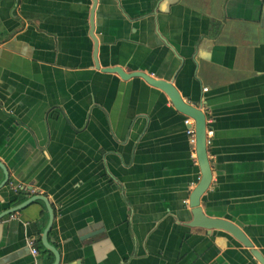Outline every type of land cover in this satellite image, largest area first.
<instances>
[{"label":"crops","instance_id":"0c3cea01","mask_svg":"<svg viewBox=\"0 0 264 264\" xmlns=\"http://www.w3.org/2000/svg\"><path fill=\"white\" fill-rule=\"evenodd\" d=\"M113 66L170 81L210 119L199 205L264 257V0H0V211L44 195L58 264H261L189 225L187 115ZM47 220L42 200L2 217L0 264H51Z\"/></svg>","mask_w":264,"mask_h":264},{"label":"water","instance_id":"95a60500","mask_svg":"<svg viewBox=\"0 0 264 264\" xmlns=\"http://www.w3.org/2000/svg\"><path fill=\"white\" fill-rule=\"evenodd\" d=\"M93 3H95V0H93ZM92 13H93V9L91 11V18H90L91 29H93ZM93 40L96 46L97 44L96 39L94 38ZM95 64L98 65L96 59H95ZM105 70L109 72H116L119 74L121 78H124V79L129 78V77L143 78L150 85L158 87L161 90H163L167 94L171 103L177 110H179L183 114L189 117H192L194 119L195 137H196L195 152H196L201 176H200L198 183L192 189L189 195V207H190V212L192 215L189 225L203 227L207 229H211V228L222 229V230L229 232L238 241H240L244 246L250 248L251 254L261 264H264L263 255L260 253V251L252 247V242L248 239L244 231L238 225L224 218H216V217H211V216L206 215L202 211L201 206L199 205L200 197L204 193V191L207 189L210 183V180H211V170L209 166V160L207 158V148H206V142H205V128H206L205 113L199 107H196L192 104H189L183 101L182 97L180 96L176 88L168 80L154 78L152 76H149L145 72L138 71V70H135L132 72H124L122 68L118 66L107 67L105 68ZM0 169L2 170V173H3V178L0 181V188H2L8 182L9 176H8V171L6 170L5 166L1 162H0ZM36 200H42L48 211L47 224L44 227L42 235H41L42 245L45 249L49 250L54 255V261L51 264H58L60 261L59 252L56 249V247L50 244L49 242L50 240L48 239V233L53 223L54 211H53L52 206L49 204L48 200L46 199L44 195L33 194L27 197L22 202L0 211V219L8 214H12L16 211H19L25 208L26 206L30 205L32 202Z\"/></svg>","mask_w":264,"mask_h":264},{"label":"built area","instance_id":"2783aa9c","mask_svg":"<svg viewBox=\"0 0 264 264\" xmlns=\"http://www.w3.org/2000/svg\"><path fill=\"white\" fill-rule=\"evenodd\" d=\"M210 122L209 118L205 117V123H206V128H205V142H206V146L207 144L210 142V138L213 135V131L212 129L207 127V123ZM184 123L186 124L187 128H186V134L188 135L189 138V142L193 148V151L195 150V144H196V137H195V127H194V119L192 117L186 116L184 119ZM12 189L14 191H25V186L22 184H13L11 185ZM27 191V190H26ZM14 215V214H13ZM27 245L30 247V252L32 255H38L39 254V250L38 248L35 246V242L33 238H27L26 240Z\"/></svg>","mask_w":264,"mask_h":264},{"label":"trees","instance_id":"16d2710c","mask_svg":"<svg viewBox=\"0 0 264 264\" xmlns=\"http://www.w3.org/2000/svg\"><path fill=\"white\" fill-rule=\"evenodd\" d=\"M24 198H25V197H24V196H22V197H20V198H19V200H20V199H21V200H23ZM44 250H45V249H44Z\"/></svg>","mask_w":264,"mask_h":264}]
</instances>
